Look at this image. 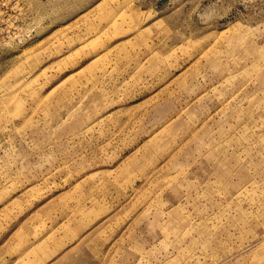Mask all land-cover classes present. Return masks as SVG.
I'll list each match as a JSON object with an SVG mask.
<instances>
[{
    "label": "rangeland",
    "instance_id": "1",
    "mask_svg": "<svg viewBox=\"0 0 264 264\" xmlns=\"http://www.w3.org/2000/svg\"><path fill=\"white\" fill-rule=\"evenodd\" d=\"M11 5L0 264H264V0Z\"/></svg>",
    "mask_w": 264,
    "mask_h": 264
},
{
    "label": "built area",
    "instance_id": "2",
    "mask_svg": "<svg viewBox=\"0 0 264 264\" xmlns=\"http://www.w3.org/2000/svg\"><path fill=\"white\" fill-rule=\"evenodd\" d=\"M11 0H0V18H5L6 15L9 17L11 14L10 13H6L8 11V9L12 8L14 5H11V7H9Z\"/></svg>",
    "mask_w": 264,
    "mask_h": 264
}]
</instances>
